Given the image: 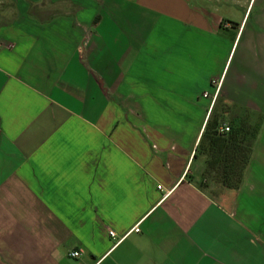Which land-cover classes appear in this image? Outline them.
<instances>
[{"label":"crops","instance_id":"0c3cea01","mask_svg":"<svg viewBox=\"0 0 264 264\" xmlns=\"http://www.w3.org/2000/svg\"><path fill=\"white\" fill-rule=\"evenodd\" d=\"M192 2L0 0V264H264V0ZM218 104L260 116L237 190Z\"/></svg>","mask_w":264,"mask_h":264},{"label":"trees","instance_id":"16d2710c","mask_svg":"<svg viewBox=\"0 0 264 264\" xmlns=\"http://www.w3.org/2000/svg\"><path fill=\"white\" fill-rule=\"evenodd\" d=\"M228 128V132L221 131L210 115L201 136L200 153L206 156L204 174L214 175L226 189L237 190L250 162L257 129L246 124H231Z\"/></svg>","mask_w":264,"mask_h":264},{"label":"rangeland","instance_id":"374dc122","mask_svg":"<svg viewBox=\"0 0 264 264\" xmlns=\"http://www.w3.org/2000/svg\"><path fill=\"white\" fill-rule=\"evenodd\" d=\"M198 1H200V0H198ZM192 3L196 4L197 2H196V0H193ZM197 5H200V2H198ZM237 42L234 45V48H233L230 56L228 57V60H227L228 64H227L225 73L228 69L230 62H233L232 63V67H233L235 62H238V60H239V54L241 52V44L239 46H237ZM216 57L218 58V56H216ZM225 57H226V54H224V57H223V55L219 56V60L218 61L215 60V62H225V60H226ZM210 62L211 63L206 66V71H207V75H209L210 79L213 81V84L209 85V87H208V91L211 93L213 91V89L215 88V86L217 85L218 77H219L220 73H219L218 67H216V65L213 64L214 61H210ZM232 67H231L230 71L232 70ZM229 75H230V72L228 73V75L226 77L225 85L228 84ZM224 76L220 82L221 84L223 82ZM221 84H220V86H221ZM209 92H208V94H209ZM206 101L209 103L210 98H207ZM211 110H212V107H211ZM211 110L207 116V119L205 120V123L208 120L209 116L212 115L214 121L217 124H219L220 128H221V125L223 123L227 124L229 121L232 122V124L234 126H238L239 124H246L249 127H252V126H254V124L260 122V116H255V115H248V114H233L231 116H229V115H227V116L214 115V114H216L217 111H219V104L216 106V108L213 110V112H211ZM239 111L240 110H237V112H239ZM199 183H200V186H202V187H204L206 185H210V184L220 185L217 183L216 177L214 175L209 176L208 173L205 175L204 172L200 176V182Z\"/></svg>","mask_w":264,"mask_h":264},{"label":"built area","instance_id":"2783aa9c","mask_svg":"<svg viewBox=\"0 0 264 264\" xmlns=\"http://www.w3.org/2000/svg\"><path fill=\"white\" fill-rule=\"evenodd\" d=\"M204 97H207V94H204ZM221 131L228 132L229 131L228 126H223L221 128ZM132 232H134V233H138L139 232V224H136L133 228H131V230L128 232V234L132 233ZM109 234H110V237L112 239H116V235H115L114 232L110 231ZM123 238H124V236L121 237V238H117L115 245L119 244L123 240ZM80 255H81V252H78V251L77 252H75V251L74 252H70L68 254V256L70 258H72V259H77L78 257H80Z\"/></svg>","mask_w":264,"mask_h":264}]
</instances>
